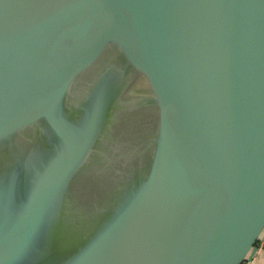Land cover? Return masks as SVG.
I'll use <instances>...</instances> for the list:
<instances>
[{"label": "water", "instance_id": "obj_1", "mask_svg": "<svg viewBox=\"0 0 264 264\" xmlns=\"http://www.w3.org/2000/svg\"><path fill=\"white\" fill-rule=\"evenodd\" d=\"M118 107L148 161L81 212ZM263 233L264 0H0V264H243Z\"/></svg>", "mask_w": 264, "mask_h": 264}, {"label": "flooded vegetation", "instance_id": "obj_2", "mask_svg": "<svg viewBox=\"0 0 264 264\" xmlns=\"http://www.w3.org/2000/svg\"><path fill=\"white\" fill-rule=\"evenodd\" d=\"M147 128L129 109H115L98 156L82 169L71 186L73 204H78L77 199L83 202L79 204L81 212L104 206L114 198L120 181L140 173L148 161ZM89 193L94 202L85 199Z\"/></svg>", "mask_w": 264, "mask_h": 264}, {"label": "crops", "instance_id": "obj_3", "mask_svg": "<svg viewBox=\"0 0 264 264\" xmlns=\"http://www.w3.org/2000/svg\"><path fill=\"white\" fill-rule=\"evenodd\" d=\"M250 264H264V233L258 242V250L252 259H247Z\"/></svg>", "mask_w": 264, "mask_h": 264}, {"label": "built area", "instance_id": "obj_4", "mask_svg": "<svg viewBox=\"0 0 264 264\" xmlns=\"http://www.w3.org/2000/svg\"><path fill=\"white\" fill-rule=\"evenodd\" d=\"M243 264H250V262L248 260H245Z\"/></svg>", "mask_w": 264, "mask_h": 264}]
</instances>
